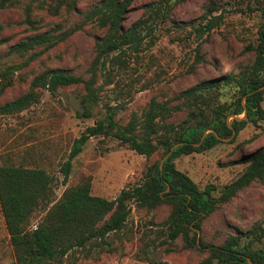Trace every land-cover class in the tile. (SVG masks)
<instances>
[{"label":"trees","instance_id":"trees-1","mask_svg":"<svg viewBox=\"0 0 264 264\" xmlns=\"http://www.w3.org/2000/svg\"><path fill=\"white\" fill-rule=\"evenodd\" d=\"M20 1L0 0V10ZM59 1L68 10L77 9V0ZM185 1L151 2L144 7V16L125 28V19L135 0H103L84 13L82 23L71 31L57 27L32 34L13 45L8 44L9 38L0 39V47L8 46L7 57L21 59L20 63L0 65L1 98L14 85L17 73L66 41L76 29L95 25L105 32V36L96 41L97 56L88 77L66 69H48L33 78L26 94L2 104L0 114L17 115L29 110L39 102V90L56 95L61 89L82 85L86 93L81 98L82 113L78 116L92 118L104 86L114 83L116 66H123V55L128 51L140 53L144 45L155 46L163 34L194 32L203 39L223 25L228 12L226 7L231 5L209 9L197 25L194 21L173 19L175 6ZM252 2L260 17L257 40L246 50L254 53L252 63L241 66L236 74L205 80L172 100L160 102L154 97L143 114H133L126 125L116 120L118 110H125L126 106L121 103L119 108L109 107L103 118L87 126L75 141L61 168L63 185H67L75 160L92 138L112 137L148 159L161 153L160 160L146 168L142 180L122 190L116 199L92 195L88 181L66 190L56 201L54 179L45 170L0 164V207L16 254L15 264H65L75 251L84 252L87 258L96 249L112 253L110 236L123 233L134 210L152 212L163 207L169 208L170 213L160 225L159 233L164 241L159 245L181 239L186 249L207 254L198 264H264V220L247 232L227 233L221 244L205 242L201 235L205 220L221 206L232 203L254 183L264 182V148L239 160L243 170L222 189L219 197L213 195L217 190L215 186L208 185L202 190L176 164L181 157L202 154L224 144L223 140L231 139L232 144L248 125L260 127L259 123L264 121V0ZM25 23L31 31L36 29L29 14ZM2 29L0 25V34ZM197 57L198 62L203 60L199 51ZM99 75L105 79L103 84L99 83ZM175 101L178 103L170 106ZM182 113H185L182 121L169 122ZM258 136L254 135L250 141ZM39 209L46 215L30 230V220ZM153 246L155 242L147 243L137 255L139 260L170 264L149 257L146 250Z\"/></svg>","mask_w":264,"mask_h":264},{"label":"rangeland","instance_id":"rangeland-1","mask_svg":"<svg viewBox=\"0 0 264 264\" xmlns=\"http://www.w3.org/2000/svg\"><path fill=\"white\" fill-rule=\"evenodd\" d=\"M103 0H77V9L68 10L59 0H22L7 9L0 10V39L9 38V45L35 33H43L61 27L71 31L83 21V14ZM156 0H135L124 27L129 28L145 14L144 7ZM228 12L224 23L203 39L194 32L163 34L155 46L144 45L140 53L128 51L123 55L122 68L116 66L115 81L105 85L99 105L93 117L83 119L81 98L85 95L82 85L71 86L51 94L39 90L40 100L29 110L17 115L0 114V164L43 169L54 179V199L60 200L66 190L90 181L92 195L116 199L122 192L142 180L146 168L160 160L161 153L152 158L141 156L117 139L92 138L75 160L71 177L63 185L61 168L87 126L103 118L109 107L122 103L116 120L122 125L130 122L133 114L141 116L152 98L164 102L172 100L181 92L205 80L236 74L241 66L254 61L253 52L246 50L257 40L260 17L252 0H186L175 6V21L196 22L198 25L206 12L215 6H225ZM61 7V8H60ZM33 20V31L25 23L27 15ZM190 30V28H189ZM37 31V32H36ZM105 32L95 25L76 29L66 41L44 53L39 59L15 75L14 85L0 98V106L13 101L30 90L33 78L48 69H66L73 74L88 77V70L96 59V41ZM203 59L198 62L197 54ZM8 46L0 47V65L20 63L21 59L7 57ZM109 68V65H108ZM99 75V83L104 82ZM130 90L129 94L127 91ZM178 101L171 103L175 106ZM185 113L177 114L169 122H180ZM260 127L248 125L231 144L232 140L204 152L181 157L177 168L192 178L204 190L208 185L222 189L234 181L243 170L239 160L264 148V121ZM259 135L250 141L254 135ZM167 207L152 212L134 210L130 221L120 234H112V253L91 251L90 257L75 251L65 264H152L140 261L149 242L155 246L146 250L149 257L170 264H198L207 254L184 247L181 239L174 243L159 245L164 237L160 225L167 220ZM46 212L37 210L28 228L34 229ZM264 220V182H256L241 192L230 204L223 205L205 220L202 239L208 243L221 244L227 233L247 232ZM142 256V255H141ZM16 254L6 229L0 207V264H15Z\"/></svg>","mask_w":264,"mask_h":264},{"label":"water","instance_id":"water-1","mask_svg":"<svg viewBox=\"0 0 264 264\" xmlns=\"http://www.w3.org/2000/svg\"><path fill=\"white\" fill-rule=\"evenodd\" d=\"M245 116H246V114H245ZM245 116H244V117H245ZM230 140H231V139H228V140H223V141H230Z\"/></svg>","mask_w":264,"mask_h":264}]
</instances>
